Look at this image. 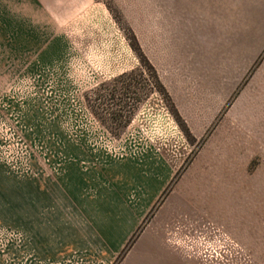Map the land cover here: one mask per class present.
<instances>
[{
	"label": "rangeland",
	"instance_id": "1",
	"mask_svg": "<svg viewBox=\"0 0 264 264\" xmlns=\"http://www.w3.org/2000/svg\"><path fill=\"white\" fill-rule=\"evenodd\" d=\"M162 23L140 0H0V264H75L47 257L42 224L143 192L158 197L139 236L150 225L199 264H264V95H241L264 51H209ZM124 73L131 98H99ZM127 102L131 120L113 119Z\"/></svg>",
	"mask_w": 264,
	"mask_h": 264
},
{
	"label": "crops",
	"instance_id": "2",
	"mask_svg": "<svg viewBox=\"0 0 264 264\" xmlns=\"http://www.w3.org/2000/svg\"><path fill=\"white\" fill-rule=\"evenodd\" d=\"M140 1L153 4L155 20L168 25L169 34L201 37L209 51H264V0ZM254 60L246 66H251ZM241 95H264V60ZM145 193L142 194V205L73 204L59 207L56 222L42 224L43 234L47 227L57 229L56 233L48 231L47 235L58 237L59 246L54 249L55 254L47 257L72 260L75 264H83L84 260L111 264L158 197ZM150 230L149 225L121 264H199L193 255L172 246L168 238L152 234ZM79 260L82 262L77 263Z\"/></svg>",
	"mask_w": 264,
	"mask_h": 264
},
{
	"label": "trees",
	"instance_id": "3",
	"mask_svg": "<svg viewBox=\"0 0 264 264\" xmlns=\"http://www.w3.org/2000/svg\"><path fill=\"white\" fill-rule=\"evenodd\" d=\"M264 58V54H262L259 58V62ZM258 64V63H257ZM148 68H149V72L146 73V71H144L143 75L146 73V81L148 83V85L151 86V84H154L157 89H159L161 92H167L166 88L164 86V84L162 83L160 76L157 72V70L155 69V67L148 61ZM127 77H129V74H122L120 75L118 78H116L114 80L113 87H107L108 84L103 83L101 85V87L97 90L98 92L101 91V93H99L98 95L100 96L99 98H106V99H110V100H114L116 98H120L121 101H123V96L127 97V98H131L130 94H132L134 91L132 89L133 87V82L128 81V80H124ZM118 83H120L118 85ZM105 88V89H104ZM104 89V90H102ZM150 91L153 90V88L151 87L149 89ZM118 95H122V97H117ZM148 95V94H146ZM109 96V97H108ZM141 99H139L138 101H140ZM120 109L117 112H113V119L115 120H123L124 117L127 118L126 122L128 123L133 115L134 109L135 107H131L130 109H126L128 107V102L121 104L120 105ZM126 111H129V113H127V116H125ZM120 132H118L119 134ZM141 226L139 227V229L135 232V234L132 236V238L130 239V241L127 243V245L124 247V249L122 250V252L120 253V255L118 256L117 260L120 261L124 258V256L128 253V251L130 250V248L133 246V244L135 243L137 237L139 236V233L141 231Z\"/></svg>",
	"mask_w": 264,
	"mask_h": 264
},
{
	"label": "built area",
	"instance_id": "4",
	"mask_svg": "<svg viewBox=\"0 0 264 264\" xmlns=\"http://www.w3.org/2000/svg\"><path fill=\"white\" fill-rule=\"evenodd\" d=\"M59 264H63V263H59ZM66 264V263H65ZM70 264V263H69Z\"/></svg>",
	"mask_w": 264,
	"mask_h": 264
}]
</instances>
